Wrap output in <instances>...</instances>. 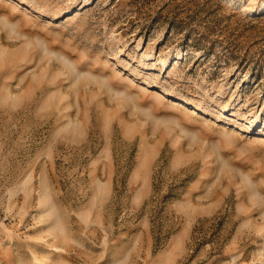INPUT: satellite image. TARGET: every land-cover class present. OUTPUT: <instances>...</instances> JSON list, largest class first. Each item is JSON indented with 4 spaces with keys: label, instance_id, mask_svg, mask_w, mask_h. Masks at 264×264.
<instances>
[{
    "label": "rangeland",
    "instance_id": "1",
    "mask_svg": "<svg viewBox=\"0 0 264 264\" xmlns=\"http://www.w3.org/2000/svg\"><path fill=\"white\" fill-rule=\"evenodd\" d=\"M0 264H264V0H0Z\"/></svg>",
    "mask_w": 264,
    "mask_h": 264
}]
</instances>
